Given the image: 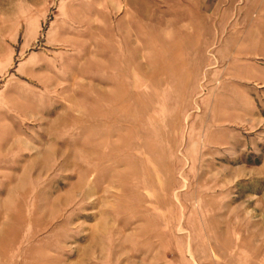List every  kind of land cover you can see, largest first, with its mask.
<instances>
[{
  "label": "rangeland",
  "instance_id": "1",
  "mask_svg": "<svg viewBox=\"0 0 264 264\" xmlns=\"http://www.w3.org/2000/svg\"><path fill=\"white\" fill-rule=\"evenodd\" d=\"M0 264H264V0H0Z\"/></svg>",
  "mask_w": 264,
  "mask_h": 264
},
{
  "label": "bare ground",
  "instance_id": "2",
  "mask_svg": "<svg viewBox=\"0 0 264 264\" xmlns=\"http://www.w3.org/2000/svg\"><path fill=\"white\" fill-rule=\"evenodd\" d=\"M13 193H14V191H13ZM12 195V194H11ZM6 207H9V206H6ZM5 225V224H4ZM8 232V231H7ZM3 236V235H2ZM6 236H7V234H6ZM5 238V237H4ZM8 240V239H7ZM8 246V245H7Z\"/></svg>",
  "mask_w": 264,
  "mask_h": 264
}]
</instances>
